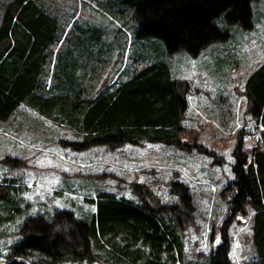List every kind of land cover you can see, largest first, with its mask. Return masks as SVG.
<instances>
[{"label":"rangeland","instance_id":"rangeland-1","mask_svg":"<svg viewBox=\"0 0 264 264\" xmlns=\"http://www.w3.org/2000/svg\"><path fill=\"white\" fill-rule=\"evenodd\" d=\"M7 1L0 0V17ZM34 1L54 16L57 26L43 65L45 86L55 78L59 50L75 59L70 64L76 63V80L78 68L84 69L88 95L106 82L125 78L129 67L143 64L135 55L136 46L150 44L163 54L158 38L135 36L129 11L119 0ZM250 21L251 26L242 29L226 24L220 14L213 22L228 32L226 40L208 43L195 56L178 49L165 57L171 75L186 89L180 124L189 132L179 137L188 143L194 140L212 154L191 145L150 141L113 147L94 143L72 149L61 140L79 138L73 127L40 115L24 103L0 120V185L4 186L0 195L4 192L13 199L5 204L7 198L0 197V264L11 260L8 247L21 237L19 226L27 215L69 209L75 217H87L94 209L88 199L97 191L135 199L138 185L146 188L155 205L176 203V195L169 191L170 180L185 184L189 196L190 210L181 225L184 253L179 264H207L221 235L230 264L252 259V210L244 205V211L232 212L222 193L232 178V149L239 143L248 154L257 134L258 126L245 109L242 85L264 59V0L250 2ZM53 264L101 263L80 259Z\"/></svg>","mask_w":264,"mask_h":264},{"label":"trees","instance_id":"trees-1","mask_svg":"<svg viewBox=\"0 0 264 264\" xmlns=\"http://www.w3.org/2000/svg\"><path fill=\"white\" fill-rule=\"evenodd\" d=\"M251 1L119 0L129 11L135 36L158 38L163 54L150 44L136 46L135 55L143 64L129 67L125 78L106 82L88 95L84 69L78 68L77 80H81L77 82L76 63L70 64L75 59L64 50L56 55L60 62L54 67L55 78L45 86L43 65L57 29L54 16L34 0H9L0 17V120L24 103L40 115L73 127L79 138L61 140L72 149L94 143L113 147L121 142L159 141L191 145L210 154L194 140L188 143L179 137L189 132L180 124L186 89L171 75L165 57L178 49L195 56L208 43L226 40L228 32L213 22L220 14L226 24L249 28ZM242 87L245 109L258 126L257 134L248 154L239 143L232 149V178L222 193L232 212L244 211V205L252 210L254 255L242 264H264V59L245 76ZM168 185L176 203L155 205L146 188L138 185L135 199L97 191L88 199L94 209L87 217H75L69 209L27 215L19 226L21 237L8 247L11 260L5 264L80 259L101 264H179L184 253L181 225L190 210L189 196L180 181L170 180ZM5 194L0 195L7 198L5 204L12 203ZM226 252L221 235L207 264H230Z\"/></svg>","mask_w":264,"mask_h":264},{"label":"crops","instance_id":"crops-1","mask_svg":"<svg viewBox=\"0 0 264 264\" xmlns=\"http://www.w3.org/2000/svg\"><path fill=\"white\" fill-rule=\"evenodd\" d=\"M150 143H156V144H158V143H160L159 141H150Z\"/></svg>","mask_w":264,"mask_h":264}]
</instances>
